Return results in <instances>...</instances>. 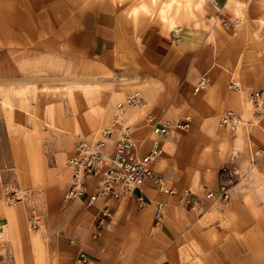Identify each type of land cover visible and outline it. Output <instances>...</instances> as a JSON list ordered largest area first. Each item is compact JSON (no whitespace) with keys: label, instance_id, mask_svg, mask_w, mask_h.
Returning a JSON list of instances; mask_svg holds the SVG:
<instances>
[{"label":"rangeland","instance_id":"rangeland-1","mask_svg":"<svg viewBox=\"0 0 264 264\" xmlns=\"http://www.w3.org/2000/svg\"><path fill=\"white\" fill-rule=\"evenodd\" d=\"M3 1L0 12L15 22L11 28L0 25V29L17 49L0 52V211L12 210L17 226L14 235L30 243V252L23 256L25 264H44L46 255L50 256L44 249V241L51 240L49 237L56 231L89 219L90 236H81L78 243L86 247L103 236L105 222L98 228V209L80 199L65 198L75 135L98 138L100 124H108L114 111L115 115H121L118 101L129 93H140L146 103L141 88L132 83L137 76L124 77L133 71L136 75L142 72V61H137L132 69L115 65L112 62L115 39L109 38L107 56L92 54V42L107 29L124 32L122 38L127 45L140 44L144 29L157 13L161 16L166 13L162 17L168 18L174 11L175 14L180 12L186 21L194 22L195 26L205 23L203 26L207 27L213 17L222 18V7L214 11L212 6L218 5L214 0H169V4L167 0ZM8 39L0 46L9 45ZM235 79L230 85L233 81L241 82L240 78ZM200 81L202 79L197 82V90L210 82L206 80L205 86H199ZM240 90L241 108L231 109L244 115L247 124L236 129L235 135L221 122L226 107L214 114L205 107L206 112L199 121L191 117L188 131L173 130L187 137L182 149L171 154L173 169L166 174L155 168L173 189L168 194L177 206L174 207L177 212L171 214L175 219H171L166 246L157 243L158 236L152 237L155 233L152 230L147 241L137 237V244L131 243L127 236H111V240L118 239V244L106 248L108 260L102 264H133L135 261L155 264L161 259H172L176 264H264V149L255 146L251 133V127L258 124L264 110L256 109L246 97L248 89ZM103 95L107 100H101ZM98 108L101 111L96 113ZM137 109L127 117L130 123L140 127L143 117H138L141 111ZM168 118L166 120L172 123L177 122ZM50 124L56 129L63 128L65 137L51 133ZM246 130L249 135L242 132ZM245 139L247 145L252 144L248 154L250 165L247 152L243 154ZM231 149L238 151V171L229 162L234 152ZM163 152L164 157V148ZM221 181L229 187V199L207 201V192L217 191ZM7 183L16 188L21 198L19 202L5 205ZM200 185L208 186L198 190ZM193 201H197L196 207ZM165 206L166 203L164 209ZM34 217L41 220L37 228L31 224ZM0 220L5 224L9 222L2 214ZM168 221L167 216L159 225ZM78 227L84 229V224ZM41 228L45 229L44 235H40ZM4 233L5 230L0 238V256L7 245ZM31 233L39 236L37 243ZM81 252L87 255L89 263L90 254L79 249L77 256Z\"/></svg>","mask_w":264,"mask_h":264},{"label":"crops","instance_id":"crops-1","mask_svg":"<svg viewBox=\"0 0 264 264\" xmlns=\"http://www.w3.org/2000/svg\"><path fill=\"white\" fill-rule=\"evenodd\" d=\"M214 1L218 5L214 4L215 6H212L213 10L215 11L220 6L223 15L222 18L218 15L217 19L213 17L209 21L210 23H207V27L203 26L205 23L200 22L198 23L200 25L195 26L194 22L186 21L180 12L175 14L176 11H174L173 16L168 15V18L162 17L166 13L162 16L157 13L149 21L148 27L144 29L143 39L140 41L141 45L137 44L139 47L137 45H127L122 38L124 32L119 30L110 31L105 29L92 42L90 46L92 54L107 56L109 38L113 37L116 42L114 44L115 53L112 57L113 64L123 67L128 66L132 69L137 66V61L143 63L144 69H142V72L136 75L133 71L124 77L131 76L134 78L137 76V78L132 79V83H137L138 87L141 88L147 104L144 107H138L139 109L127 107L120 115L121 127H125L126 123L136 125L130 123L127 117L136 109L141 111L138 117H143V123L139 124L140 128L135 132L139 138L151 133L150 128L145 126V117L150 114H154L164 121H166V118L169 119L168 117L174 118V121L189 118L192 125V118L194 121H199L202 114L206 112L205 107V109L210 108L213 114L225 107L224 110L241 108L242 90L233 89L230 85V82L236 77L240 78L243 83L237 80L241 89L264 87V0H220L223 5L219 0ZM3 3L4 1L0 0V5ZM166 3L169 4V0ZM170 7L172 6L170 5ZM0 21H3L0 25L7 26L6 28H11L15 22L2 12H0ZM225 21L227 25L223 24ZM223 25L229 28L227 29ZM5 39L8 38L3 36L2 29H0V45L5 43ZM21 39L24 40L22 35ZM8 42L9 45L2 46L5 48L0 46V52L4 49L11 51L16 48L12 45L10 39H8ZM147 60L153 64H148ZM216 63L218 65H215ZM232 74H235V77ZM201 79L210 82L198 91L196 85ZM61 90L63 91V89ZM26 94L31 95L29 92ZM127 96L118 103H124ZM106 97V95H103L101 100H107ZM63 102L61 105H63ZM200 103L202 105L198 106ZM100 111L98 108L96 113ZM116 116L114 111L110 122L100 124L101 127L111 126ZM242 116L244 117V115ZM258 121V124L251 127V133L255 139V146L264 149V114ZM50 125L53 126L54 124ZM54 126H50L49 131L58 137H63L64 129H56ZM173 130L180 129H170L168 139L163 145L166 152L165 156L162 155L153 165L157 171L166 174L173 169L170 164L172 161L171 154L173 152L178 153V150L182 149L183 142L187 139V137H181ZM225 130L228 131L226 128ZM119 131L120 129L112 136L111 143L119 135ZM247 131L242 132L248 134ZM228 132L234 134L236 131L229 130ZM169 134L172 137H169ZM246 139L243 145V154L245 155L247 152V162L250 165L248 154H250L249 147L251 148L252 144L247 145L248 141ZM149 143L150 141H148ZM231 150L235 151L236 149ZM236 152L238 153V151ZM257 164L261 166L262 162L259 163L258 160ZM257 164L255 165L257 166ZM202 186L200 185L198 190ZM207 186L205 185L202 188H207ZM143 190L154 203L149 202L146 206L140 207L136 200V194L123 195L117 200H112V214L104 221L105 224L101 234L103 236L96 243H89L86 247L85 244L78 243L82 239L81 236L88 237L90 233V229L87 227L91 221L89 219L78 221L75 226L71 224L68 228L56 231L55 234L49 237L51 240L46 239L44 241L46 242L44 249L50 253V256L46 255L44 264H75L79 249L86 250L90 254V261L87 264H102V262L105 263L108 260L106 259V248L109 249V247L118 244V239L116 241L111 240V236H127L131 243L137 244V237L139 236L143 238V241L148 240L150 230L156 233L152 237L154 235L158 236L157 243L164 247L171 229L170 222L173 218L171 214L176 211L174 207H177L174 204L175 200L169 194L157 189V185L151 183L149 178L145 180ZM205 199L211 201V199ZM160 200L166 203L165 216L166 218L168 216L169 220L164 225L156 223L153 211L155 203L160 202ZM92 207L93 209L96 207L99 212L101 203L92 205ZM0 214L9 218V222L5 226L6 234L4 233L7 245L1 254L2 256H0V264H25L23 256L25 252H30V243L27 240L20 241L14 235L17 226L15 217L12 216V210H2ZM80 223L84 224V229L78 227ZM40 232V235H44L45 229L41 228ZM31 237L34 243H37L39 236L31 233ZM133 264L143 263L135 261ZM155 264H176V262L172 259H161Z\"/></svg>","mask_w":264,"mask_h":264},{"label":"built area","instance_id":"built-area-1","mask_svg":"<svg viewBox=\"0 0 264 264\" xmlns=\"http://www.w3.org/2000/svg\"><path fill=\"white\" fill-rule=\"evenodd\" d=\"M227 25L226 23H224ZM200 81L199 86H205L206 79ZM241 89L240 84L233 81L231 84ZM246 97L252 101L259 111L264 110V88L246 90ZM129 106L136 105L144 107L143 98L140 93L135 92L127 98ZM114 125L118 126L121 118L114 119ZM145 126L149 127L151 133L141 138L136 136V130L140 127L125 124V128L116 136L111 143L112 136L117 129L111 126L101 127L98 131V138H90L77 133L76 143L70 156L68 167L70 170L69 188L65 194L67 200L72 198L80 199L86 205L101 203L97 226L101 227L104 221L112 214V200H117L123 195L136 194V200L140 207L147 205L150 200L145 194L143 187L145 180L149 178L151 183L158 186L164 193H172L173 189L166 184L162 176L156 173L153 164L163 155V145L167 140L171 128L188 130L191 126L189 118L170 122L162 120L154 114L145 117ZM222 124L228 129L244 128L246 119L234 110H226L221 115ZM148 141L150 143L148 144ZM237 152L230 155L229 162L238 171L236 166ZM254 159V158H253ZM217 191H208L206 197L209 199H229V187L226 182L221 181ZM1 187V186H0ZM5 204H14L21 200L16 193L17 190L11 183L6 184ZM194 207L198 205L193 201ZM155 221L158 224L164 222V203H155ZM32 227L37 228L41 222L40 218H31ZM5 223L0 220V238L5 230ZM88 257L81 252L75 259V264H87Z\"/></svg>","mask_w":264,"mask_h":264},{"label":"bare ground","instance_id":"bare-ground-1","mask_svg":"<svg viewBox=\"0 0 264 264\" xmlns=\"http://www.w3.org/2000/svg\"><path fill=\"white\" fill-rule=\"evenodd\" d=\"M131 94H133V93H131ZM131 94H129L128 96H127V98L131 95ZM126 102H127V99L125 100V102L124 103H121L119 106V108H120V110H121V113L127 108V107H130V108H138V106H136V105H133V106H129L128 104H126ZM118 117H120L121 118V116H119V115H117ZM117 116L115 117V118H117ZM114 118V119H115ZM113 121H115V120H113ZM121 120H120V122L118 123V126H116V125H114V124H112L113 125V127H115L116 129H117V132H118V129H120V131H119V134L121 133V130H123L125 127H121ZM157 161V160H156ZM155 161V162H156ZM154 162V163H155ZM154 165V164H153ZM6 205V204H5ZM40 224H41V222H40ZM39 224V225H40ZM39 227V226H38Z\"/></svg>","mask_w":264,"mask_h":264}]
</instances>
